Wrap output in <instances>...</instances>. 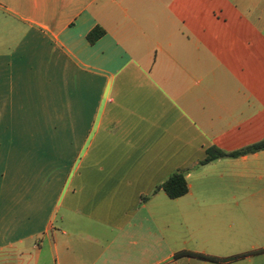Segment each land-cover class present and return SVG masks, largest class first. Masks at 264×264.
<instances>
[{"label":"crops","instance_id":"0c3cea01","mask_svg":"<svg viewBox=\"0 0 264 264\" xmlns=\"http://www.w3.org/2000/svg\"><path fill=\"white\" fill-rule=\"evenodd\" d=\"M259 2L0 0V264H264Z\"/></svg>","mask_w":264,"mask_h":264},{"label":"trees","instance_id":"16d2710c","mask_svg":"<svg viewBox=\"0 0 264 264\" xmlns=\"http://www.w3.org/2000/svg\"><path fill=\"white\" fill-rule=\"evenodd\" d=\"M105 34V31L97 27L95 30H93L91 33L88 35V40L94 44L97 42L98 39H100L103 35ZM264 150V141L260 142L258 144H255L253 146H250L244 150L227 154L222 151H217V150H211L208 152L207 158L201 162V165H206L209 164L217 159L220 158H226V157H240L243 155L251 154V153H256L259 151ZM158 190H163L169 198L171 199H178L181 197H184L187 195L190 191V187L186 178V173L183 172H177L174 175H172L164 184H162ZM244 257V256H243ZM204 259H209L211 261H218L210 257H203Z\"/></svg>","mask_w":264,"mask_h":264},{"label":"rangeland","instance_id":"374dc122","mask_svg":"<svg viewBox=\"0 0 264 264\" xmlns=\"http://www.w3.org/2000/svg\"><path fill=\"white\" fill-rule=\"evenodd\" d=\"M241 17L243 24L250 25L245 44H264V0L252 9L243 10Z\"/></svg>","mask_w":264,"mask_h":264}]
</instances>
